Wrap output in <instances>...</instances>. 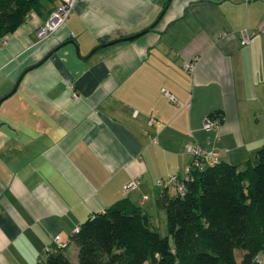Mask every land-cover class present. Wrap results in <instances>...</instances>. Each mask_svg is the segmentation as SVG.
<instances>
[{"label":"crops","instance_id":"crops-1","mask_svg":"<svg viewBox=\"0 0 264 264\" xmlns=\"http://www.w3.org/2000/svg\"><path fill=\"white\" fill-rule=\"evenodd\" d=\"M42 2L0 40V264H41L124 200L160 226L190 145L235 166L264 148V0H81L47 39Z\"/></svg>","mask_w":264,"mask_h":264},{"label":"trees","instance_id":"trees-1","mask_svg":"<svg viewBox=\"0 0 264 264\" xmlns=\"http://www.w3.org/2000/svg\"><path fill=\"white\" fill-rule=\"evenodd\" d=\"M40 1L0 0V40L22 26ZM185 174L161 188L157 204L166 212L168 236L150 225L141 208L120 201L74 234L78 264H264V148L244 165L220 161ZM66 249H52L41 264H75Z\"/></svg>","mask_w":264,"mask_h":264},{"label":"built area","instance_id":"built-area-1","mask_svg":"<svg viewBox=\"0 0 264 264\" xmlns=\"http://www.w3.org/2000/svg\"><path fill=\"white\" fill-rule=\"evenodd\" d=\"M81 0H61V5L54 10L49 20L45 23L43 27H41L38 31V35L41 39H47L53 35H55L60 29L66 26L68 19L70 18L71 14L74 12L75 7L77 3ZM241 44L243 46H249L252 41V35L247 31L243 30L239 34ZM187 71H193L194 66L192 64L186 65ZM165 94H167L172 101H176L175 98L170 95L168 92L164 91ZM150 123L155 127L157 125L155 119H151ZM217 122L213 120L211 117H207L204 122V128L209 130L214 125H216ZM153 143H156V140H153ZM188 152L190 155L193 156L194 162L193 167H188L186 169L187 173L190 174L192 169H203L206 166H215L220 163V157L219 153L217 151H204L196 146L190 145L188 146ZM178 180L177 176H170L168 179H160L157 181V185L160 188H166L171 187L175 185V182ZM138 181L132 180L128 183L126 186L127 191L131 192L137 189L138 187ZM181 192H183V189H180ZM147 199V197H145ZM80 232V228H77L75 230V234H78ZM54 248L49 247L47 249V254L52 251V249H66L68 248V243L64 242L61 237H56L53 241Z\"/></svg>","mask_w":264,"mask_h":264},{"label":"rangeland","instance_id":"rangeland-1","mask_svg":"<svg viewBox=\"0 0 264 264\" xmlns=\"http://www.w3.org/2000/svg\"><path fill=\"white\" fill-rule=\"evenodd\" d=\"M51 2L48 0H43L42 4L43 6H46L48 4H50ZM61 2L56 1V5L60 6ZM172 194L176 195L177 194V189H173L172 190ZM160 216L162 217L161 219V224L160 226L154 228L156 231H158L162 236H168V227H167V217H166V212L162 211ZM74 251H76V245L72 244L68 249H66L64 251V254L66 256H68L73 262H75V264H78V256L77 257H73V253ZM46 254H47V250H46Z\"/></svg>","mask_w":264,"mask_h":264},{"label":"water","instance_id":"water-1","mask_svg":"<svg viewBox=\"0 0 264 264\" xmlns=\"http://www.w3.org/2000/svg\"><path fill=\"white\" fill-rule=\"evenodd\" d=\"M149 30H151V29H148V30H146V31H144V32H142V33H140V34L134 35V36L129 37V38H126V39H122V40H119V41H114V42H111V43H107V44L101 45V46H99L97 49H95L93 52H96V51L100 50L101 48H105V47H107V46H109V45L117 44V43H119V42H121V41L134 40V39L140 37L141 35L145 34L146 32H148ZM77 51H78V50H77ZM9 96H10V95H8L7 97H5V99H6V98H9Z\"/></svg>","mask_w":264,"mask_h":264}]
</instances>
